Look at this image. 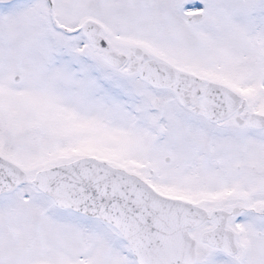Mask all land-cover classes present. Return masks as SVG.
<instances>
[{
  "label": "snow or ice",
  "instance_id": "snow-or-ice-1",
  "mask_svg": "<svg viewBox=\"0 0 264 264\" xmlns=\"http://www.w3.org/2000/svg\"><path fill=\"white\" fill-rule=\"evenodd\" d=\"M0 264H264V0H0Z\"/></svg>",
  "mask_w": 264,
  "mask_h": 264
}]
</instances>
